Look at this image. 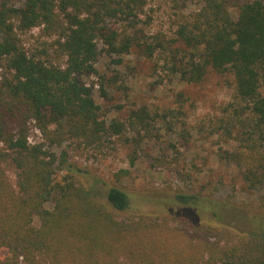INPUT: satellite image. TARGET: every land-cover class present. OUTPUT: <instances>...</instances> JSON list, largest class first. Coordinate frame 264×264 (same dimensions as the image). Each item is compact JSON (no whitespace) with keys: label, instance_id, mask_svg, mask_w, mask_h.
<instances>
[{"label":"trees","instance_id":"16d2710c","mask_svg":"<svg viewBox=\"0 0 264 264\" xmlns=\"http://www.w3.org/2000/svg\"><path fill=\"white\" fill-rule=\"evenodd\" d=\"M227 2L202 0L198 11L182 18L176 35L188 51L189 62L183 71L187 81H198L207 65L218 73L231 72L236 94L245 103L243 111L259 134L261 150L249 140L241 157L244 179L253 188L264 185V90L260 91L264 82V3L241 4L234 20ZM142 6V0H23L18 7L0 5V60L7 70L0 81V264H40V255L56 264L58 235L62 240L68 237L87 243L89 259L103 256L112 264L116 258L112 253L126 247L120 241L144 233L146 226L117 222L106 209L105 203L118 212L129 208L127 194L118 187L108 190L103 204L86 188L67 184L60 188L62 208L46 209L44 204L54 187L55 158L38 144H30L27 127L33 120L51 143L66 137L95 142L101 134L122 132V123L114 120L106 126L100 120L92 86L82 82L81 76L95 73L98 41L107 55L120 57L129 52L137 40L135 32L130 34L107 22L126 21L133 29ZM39 26L57 30L54 58L46 50L30 52L19 36ZM155 38L154 44H144L148 56L164 48L163 40ZM59 58L64 59L62 64ZM149 118L141 108L131 112L130 125H147ZM61 161L65 163L63 158ZM7 167L14 171V184L6 174ZM175 199L192 205L182 209V216L192 215L196 208V227L206 217L211 221L224 218L216 210L218 202L206 197L177 194ZM35 217L39 226L33 224ZM261 222L244 236L247 240L241 237L237 244L219 250L214 247V252L207 250L208 256L202 249L198 258L185 263L264 264Z\"/></svg>","mask_w":264,"mask_h":264},{"label":"rangeland","instance_id":"374dc122","mask_svg":"<svg viewBox=\"0 0 264 264\" xmlns=\"http://www.w3.org/2000/svg\"><path fill=\"white\" fill-rule=\"evenodd\" d=\"M22 1L0 0V5L18 7ZM142 1L133 29L126 21L107 22L130 34L135 32L137 40L129 52L120 57L107 55L98 41L95 73L81 76L82 82L92 86L100 120L106 126L114 120L122 123V132L101 134L95 142L66 137L51 143L29 120L28 139L55 158L54 187L44 204L46 209L62 208L60 188L67 184L86 188L103 204L111 187L127 194L126 211L118 212L105 203L106 209L117 222L146 228L144 233L120 241L127 248L112 253L116 257L112 264H186V260L198 258L202 249L208 256L207 250L237 244L241 237L247 240L244 236L264 221V185L251 188L241 165L247 152L244 143L250 140L261 150L259 134L243 111L245 103L236 94L231 72L218 73L207 65L198 81L183 76L188 51L176 30L184 16L201 8L202 0ZM249 1L254 0H228L232 19L237 18L239 6ZM58 16L63 22L61 14ZM56 32V28L39 26L19 36L30 52L46 50L54 58ZM156 36L163 40L164 48L148 56L144 44H154ZM5 75L0 60V81ZM141 108L149 113L147 125H130L131 112ZM6 174L14 184V171L7 167ZM177 194L218 202L216 210L224 218L211 221L206 217L196 227V208L192 215H180L192 205L179 203ZM33 224L39 226L40 220L35 217ZM213 226L219 228L208 230ZM207 244L213 247L207 249ZM55 246L56 264H86V260L93 264L95 259L99 264L109 263L103 256L89 259L84 242L62 240L58 235ZM37 259L40 264H54L47 255Z\"/></svg>","mask_w":264,"mask_h":264},{"label":"built area","instance_id":"2783aa9c","mask_svg":"<svg viewBox=\"0 0 264 264\" xmlns=\"http://www.w3.org/2000/svg\"><path fill=\"white\" fill-rule=\"evenodd\" d=\"M38 130V129H37ZM37 130H35V131H37ZM28 141H29V139H28Z\"/></svg>","mask_w":264,"mask_h":264}]
</instances>
